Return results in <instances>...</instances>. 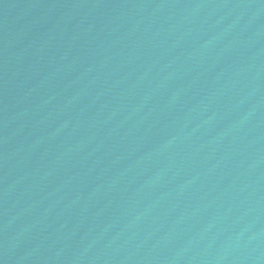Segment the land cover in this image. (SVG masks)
Segmentation results:
<instances>
[{"label":"water","instance_id":"water-1","mask_svg":"<svg viewBox=\"0 0 264 264\" xmlns=\"http://www.w3.org/2000/svg\"><path fill=\"white\" fill-rule=\"evenodd\" d=\"M0 264H264V0H0Z\"/></svg>","mask_w":264,"mask_h":264}]
</instances>
